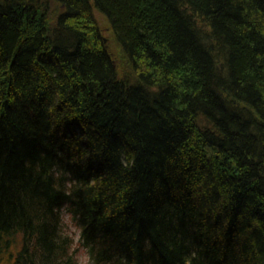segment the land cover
I'll return each mask as SVG.
<instances>
[{
	"label": "trees",
	"instance_id": "16d2710c",
	"mask_svg": "<svg viewBox=\"0 0 264 264\" xmlns=\"http://www.w3.org/2000/svg\"><path fill=\"white\" fill-rule=\"evenodd\" d=\"M79 249L264 264V0H0V264Z\"/></svg>",
	"mask_w": 264,
	"mask_h": 264
},
{
	"label": "rangeland",
	"instance_id": "374dc122",
	"mask_svg": "<svg viewBox=\"0 0 264 264\" xmlns=\"http://www.w3.org/2000/svg\"><path fill=\"white\" fill-rule=\"evenodd\" d=\"M94 15H95L96 20H98L99 22L100 31H102V36L105 38L104 42H106V45L109 47L111 51L117 52L118 48L116 46L115 41H113L111 37V30L109 29V24L107 22V19H105V17L101 13H99L96 9L94 10ZM68 230L76 238L77 230H74L72 225L68 227ZM77 252H78L79 262L81 264H88L87 255L84 252V250L79 249Z\"/></svg>",
	"mask_w": 264,
	"mask_h": 264
}]
</instances>
